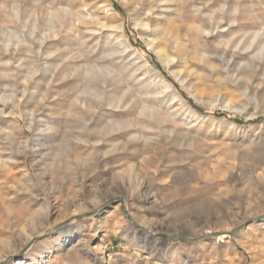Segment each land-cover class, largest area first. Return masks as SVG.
<instances>
[{
    "label": "rangeland",
    "instance_id": "374dc122",
    "mask_svg": "<svg viewBox=\"0 0 264 264\" xmlns=\"http://www.w3.org/2000/svg\"><path fill=\"white\" fill-rule=\"evenodd\" d=\"M47 2L0 0V64L11 62L0 66V79L12 75L3 83L15 88L7 92L13 101L0 115V160L5 161H0V264L40 236L4 264H264V0H165L166 16L177 25L186 17L211 31L207 42L196 45L209 58H191L190 73L182 66H164L151 34L135 26L143 16L133 12L131 0H108L114 10L110 20H103L100 0H70L82 15L105 23L104 29L96 22L83 26L88 53L107 50L109 38L113 57L123 58L115 63L117 79L134 100L127 92L119 101V90L120 104L113 112L104 76L99 79L102 99L95 104L96 98L82 95L77 78H64L60 67L51 76L53 66H59L51 64L53 57L50 72L37 61L36 38L43 37L44 50L55 56L76 49L73 36L60 28V15L49 19L34 7ZM239 3L245 22L234 12ZM33 12L37 21L27 18ZM119 24L120 37L105 35ZM184 32L181 28L180 40L188 45ZM35 72L22 95L24 78ZM155 75L183 100L180 104L169 96L163 104L177 115L164 128L178 137L175 147L172 137L158 130L157 116L130 112L141 105L148 84L159 85ZM76 96L85 99L86 107ZM108 116L119 123L113 141H106ZM64 165L73 170L61 172ZM215 233L220 235L210 236Z\"/></svg>",
    "mask_w": 264,
    "mask_h": 264
},
{
    "label": "bare ground",
    "instance_id": "6f19581e",
    "mask_svg": "<svg viewBox=\"0 0 264 264\" xmlns=\"http://www.w3.org/2000/svg\"><path fill=\"white\" fill-rule=\"evenodd\" d=\"M100 3H101V6L99 5L100 7L98 10H100L104 14L103 20H110V17L114 16V15H112V13L114 12L113 8L108 3V0H100ZM131 3L133 4V7H132L133 12L136 15H142L143 16L142 18L138 19L135 22L136 28H142L144 30H147V32H149V34H151L152 38H151L150 42L152 44L156 45L155 49H156L159 57L161 58L162 63H164V66L165 65H171L172 67L182 66V69H183L182 72L190 73L191 70L189 68L188 63L190 62L191 58L197 59L200 61H203L206 59L208 60L209 57L206 55L207 50L198 51V49L196 48V45L198 44V42L200 40L207 42V40L211 37V31H208V29L206 27H204L202 25L195 27L192 24H190L189 20L186 17L183 18L182 16H181L182 17L181 18L182 19V21H181L182 25H177L176 21L174 19H171V18L166 16V14L169 13V11L165 10L168 8V7L164 6L165 0H131ZM54 5L57 6L56 9H55ZM62 5L65 7H62ZM34 7L37 9V11H38V9H39V11L45 10L49 15V19L51 17L54 18L56 15H60V17H61V23H60L61 30L66 32L67 34H70L71 36H73L72 37L73 41H75V43H76L75 44L76 49H74V47H73L74 50L71 48H68L67 50L61 51L58 54V56H55L52 51L44 50V40L45 39L43 37L40 39L36 38L35 40L37 43V49L33 53L35 54L37 61L38 60L40 62L42 61L43 65L44 64L46 65V70H49V72H50L52 67H51V69L49 68L50 64L48 63V59L50 60L53 57L54 59L51 62V64L56 61L59 63V66H53V73L51 76H53L55 70H57V68L60 67L61 70L59 73H61L62 75L64 74L63 75L64 78H67V77L77 78V80L80 82L81 94L85 95V96L95 97L96 98L95 104L96 103L99 104L98 102H100V100L102 99L101 90L103 88L101 86L99 87V84H100L99 79L102 78L101 76H104L105 81L104 82L101 81V82L105 85V88H108L107 92L110 95L107 99V107H108V109L110 108V110H112V112H113L115 110V108H117V105L120 104V103H118V100H119L118 97H120L119 90L121 91V98L119 101H121L122 98L125 96V94L128 92V91H126V93L124 92L126 88H124V91H123L122 86L123 85L125 86V84L122 83V86H121V84H119L120 81H118L117 78H119L118 75H120V74H117L118 72H116L117 70L115 67L116 66L115 63L117 61L123 60V58L122 57L121 58L113 57V55L115 56V54H116V49H115L114 44L111 41H109V38L105 42L107 45V50H101V51H99V53L97 52L98 53L97 54L96 50L94 49L91 51L93 57H90L91 55H89V54H91V53H88L89 50L87 51L84 47L86 45V43L84 42L86 33H85V31H83L84 30L83 26H85V24H87V22H89V24L96 22L97 25H99L101 29L102 28L104 29V28H106L105 23L100 21L101 19H98L96 16H93L92 14H88L86 16L82 15V13L77 8H73L71 6L70 0H64V1L63 0H48L47 6H42L39 3L38 4L34 3ZM243 7H244V4L243 5H241V3L237 4L234 7V12L238 13L240 15V20L245 22L248 20L247 16L244 15L245 10L242 9L243 11L240 12L241 8H243ZM35 8H34V10H35ZM19 9H15V16L14 17L16 20H18V14L20 13ZM23 10L28 11V10H26L25 6H24ZM30 17H32L34 21H37V19H39L38 14H36L34 12L27 14V18H30ZM48 22H50V21H48ZM234 23H235V21L232 22V24H234ZM215 24L217 25V26L215 25L216 26L215 30H219L221 28L222 23L217 22ZM100 28H99L100 31H104V30H101ZM181 28H182V30L184 28V31H185L184 34L182 35V38H186L185 40L187 41L188 45L185 42H182L180 40L181 38H180L179 31ZM121 31H122V25L119 24L116 26L115 30L113 29L112 32L105 33V35L108 34L110 38L114 37V35H117L120 37ZM44 34H46V33H44ZM258 35H259V33H255L253 40L255 38H257ZM103 39H105V37H103ZM189 45H191L192 50L190 48H188ZM227 45H228V42L226 43V41H225V46L227 47ZM236 50H237V48H236ZM236 50H235V52H236ZM226 51H227V49L225 48L223 51V54H225ZM229 51H231V50L229 49ZM230 54H232V53H230ZM189 56H191V57L188 58ZM110 57H111V59H109ZM230 58H231V56H230ZM91 59L92 60L94 59V61H91ZM136 59L140 60L141 57H140V59H139V57ZM16 60H17V62H22L20 60V58L16 59ZM142 62H143L141 64L142 67L144 69H147V63L144 62L143 60H142ZM10 64H11V62H6L3 65L0 64V66H4V67L10 66ZM131 66L132 65H127L126 69H128V72L131 73L130 76L133 77V80H136L137 77H135V75H134V68H132ZM17 67L22 68V65L20 64ZM133 67H134V65H133ZM126 74H128V73H126ZM10 76H12V75L6 73L5 77L2 78V80L0 79V104H1L0 115L4 114L3 108L6 105H8V103L13 101V97L11 96V94H10V96H8L6 94L8 91H12V90L15 91V88L13 86H10L8 84L3 83V80L10 79L11 78ZM35 76H36V72L31 73L28 77L24 78L23 83H22V91H21L22 95L24 93H26L27 86L33 80V78ZM155 76H156V78H158V84L159 85L152 87V85L149 86L148 83H147L148 85L145 83L148 86L147 91L144 93L145 96H143L142 98L141 97L135 98L137 100H138V98H141L140 99L141 105H139V106L138 105L137 106L128 105V106H130V107L132 106L130 108V112H133V113L137 112L139 117L142 116L141 118H143L144 115L145 116L150 115L152 117L157 116L156 117L157 122H155V123L158 127V130L163 132V134H165V135L167 134L166 136L168 138L172 137L173 142L171 144H172V146H174V144H176V142L178 140V137L172 135L173 129H171V130L165 129L164 130V128H166V125H165L166 122L172 121V123H174L175 118H177V115L175 112H172V110H171L172 107L170 105L166 106V108H164L165 106H163V104L166 100L165 98H167L169 96L172 99H177V101L180 104H182L183 100H182V98H179L175 95V93L173 92V89L169 83H167L164 79L160 78L158 75H155ZM134 77L136 79H134ZM139 83H141V82L135 81V85L139 84ZM142 83H144V81ZM121 87H122V89H121ZM133 89H132V91H133ZM138 89H140V88H138ZM139 92H141V91L139 90ZM129 93L130 92H128V97H129ZM132 94H134V92ZM161 95L163 97H158ZM104 96H105V94H104ZM131 96H133V95H131ZM76 98L79 99L77 102L82 107H86L85 105H87V104H85L86 103L85 99L84 100L81 99L80 96L79 97L76 96ZM86 98H88V97H86ZM129 98L130 99L132 98L134 100L133 97H129ZM123 100H124V98H123ZM128 100L129 99H127L126 104H127V102L129 103L131 101V100L130 101H128ZM133 100H132V103H136V102H133ZM139 103H137V104H139ZM165 104H166V102H165ZM128 106H124V107L122 106V107L125 108ZM97 109H98V107H97ZM162 110L164 112H160ZM95 112H96V110L94 112H92L91 114H93ZM11 113H14V112H11ZM16 114L18 115L19 113L16 112ZM160 115H163V116L161 118H158V116H160ZM27 116H28L27 117L28 128L31 129L32 120L34 118V112L30 111ZM118 125H119L118 121H116L113 117L108 116L107 123H106V130H107L106 141L107 140L113 141ZM143 127L146 128L148 126L145 125ZM128 128H126V129L128 130ZM130 134H131V132H130ZM84 142L87 144L89 143L88 140H85ZM96 144H99V141L96 142ZM109 145H110V150L106 154H108V156L110 155L109 160H112L114 158L113 153H114V149H115V147H114L115 144L112 142ZM17 152H18V150H17ZM9 159H11V158H9ZM1 163L4 165L5 161H1ZM71 170H73V168H71L68 165H64L61 168V172L65 173V174H69ZM15 210L20 211V208H15ZM21 211H22V208H21ZM34 218L35 217H32L30 219V221H31L30 224L35 222ZM72 234L73 233H69L68 231L64 232V235L67 238L72 236ZM219 239H222V236Z\"/></svg>",
    "mask_w": 264,
    "mask_h": 264
},
{
    "label": "water",
    "instance_id": "95a60500",
    "mask_svg": "<svg viewBox=\"0 0 264 264\" xmlns=\"http://www.w3.org/2000/svg\"><path fill=\"white\" fill-rule=\"evenodd\" d=\"M105 206H103L102 208H104ZM79 217H84V216H79ZM76 218H78V217H72L71 219H69V220H67V221H65V222H63V223H61V224H59V225H57L56 227H54L53 229H52V231H55V230H58V229H60V228H62V227H64V226H66L70 221H72V220H74V219H76ZM135 227H138V226H136V225H134ZM148 233H151L150 231H147ZM230 233H233V232H230ZM153 234V233H152ZM154 235V234H153ZM218 235L219 234H213V235H210L211 237H218ZM42 236H40V237H36V238H34V239H32L31 241H30V243H29V245L27 246V247H25L24 248V250L21 252V253H19V255L18 256H12L11 258H9V259H7L6 260V262H8V260H15V259H17V258H19L27 249H28V247L33 243V242H35V241H37V240H39L40 238H41ZM207 237V236H206ZM209 237V236H208ZM6 262H4V263H6ZM4 263H2V264H4Z\"/></svg>",
    "mask_w": 264,
    "mask_h": 264
},
{
    "label": "trees",
    "instance_id": "16d2710c",
    "mask_svg": "<svg viewBox=\"0 0 264 264\" xmlns=\"http://www.w3.org/2000/svg\"><path fill=\"white\" fill-rule=\"evenodd\" d=\"M215 115H216V116H220V117H222V116H221V115H219L218 113H216ZM235 121H239V120L235 119Z\"/></svg>",
    "mask_w": 264,
    "mask_h": 264
}]
</instances>
